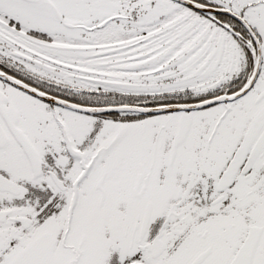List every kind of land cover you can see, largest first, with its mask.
<instances>
[{"label": "snow or ice", "instance_id": "obj_1", "mask_svg": "<svg viewBox=\"0 0 264 264\" xmlns=\"http://www.w3.org/2000/svg\"><path fill=\"white\" fill-rule=\"evenodd\" d=\"M0 264H264V0H0Z\"/></svg>", "mask_w": 264, "mask_h": 264}]
</instances>
